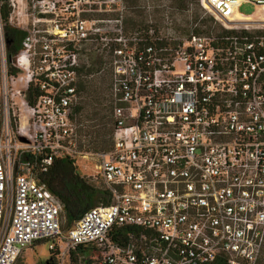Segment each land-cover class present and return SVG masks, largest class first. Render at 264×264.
Returning <instances> with one entry per match:
<instances>
[{"label":"built area","instance_id":"1","mask_svg":"<svg viewBox=\"0 0 264 264\" xmlns=\"http://www.w3.org/2000/svg\"><path fill=\"white\" fill-rule=\"evenodd\" d=\"M199 1L222 31L170 0H0V264H26L40 241L57 264H260L264 0ZM246 2L257 19L238 12ZM6 23L25 32L10 59ZM92 55L111 71L113 144L87 178L111 202L63 230L41 175L81 153ZM17 96L27 119L14 127Z\"/></svg>","mask_w":264,"mask_h":264},{"label":"rangeland","instance_id":"2","mask_svg":"<svg viewBox=\"0 0 264 264\" xmlns=\"http://www.w3.org/2000/svg\"><path fill=\"white\" fill-rule=\"evenodd\" d=\"M172 3H176V0H170ZM186 3L184 7L188 5H193V13L195 19H201L205 26L210 24L216 25V30L223 29L222 24L215 19L211 14H205V10L199 4H196V0H185ZM179 2V1H178ZM238 12L244 15H251L257 19L259 11L257 6L254 3H242L238 6ZM135 12L134 18L137 19L139 15L143 13L138 9L133 10ZM189 15L185 12L181 14L179 18L182 22L187 21ZM144 17V15H142ZM141 19V18H138ZM86 77L84 79V85L81 88V98L78 108L77 115V131H78V141L79 148L78 150L81 153L75 156V165L77 170L84 176L92 174L96 171V164L99 162L98 153L103 151L102 149L96 150H86L85 148L89 145L90 137L96 136V131L100 128L102 123L104 124L103 129L105 130L106 138L110 136L111 129V111L112 103L110 98V77L111 71L108 67L103 66V62L100 57L92 55L89 57V66L87 68ZM82 79V80H83ZM14 89L21 88L22 85L15 83L13 85ZM21 97L17 96L15 101L18 105L16 107L17 119L13 121V125H17L19 121H25L27 119V113L23 110V106L20 105ZM80 144L84 148L80 147ZM98 148V147H97ZM63 225L66 228L67 218L63 213L61 217ZM262 261L264 260V249L262 252ZM50 258V251L47 241H40L36 243L33 247L25 250L23 258H21L20 263L25 262L26 264H45L46 260Z\"/></svg>","mask_w":264,"mask_h":264},{"label":"trees","instance_id":"3","mask_svg":"<svg viewBox=\"0 0 264 264\" xmlns=\"http://www.w3.org/2000/svg\"><path fill=\"white\" fill-rule=\"evenodd\" d=\"M180 6H184L186 3L185 0H176ZM196 4H200L199 0H196ZM1 16L6 21L9 15V7L4 4L1 9ZM208 30L214 32L222 31V27L220 30H216V25L210 24L205 26L203 21L199 22L200 30ZM25 32L22 29L14 27L6 23L4 25V36L6 40V51L8 59L13 54H16L21 48V42L23 39ZM9 72L11 74H15L18 72L17 69L12 66L9 67ZM84 79L80 83V90L82 85H84ZM34 92H36L35 87H31L29 91L26 93V99L29 102L34 101ZM79 108V106H78ZM112 124V121H111ZM104 124L100 126V128L96 131V136L90 137L89 145L85 149L86 150H109L113 144L112 139V131L113 126L111 125L110 136L106 138L105 130L103 129ZM81 148H84L82 144H80ZM98 147V148H97ZM41 179L46 182L48 188L54 192L58 198L63 203V209L61 212V217L63 213L67 218L66 228L63 225L62 221V229L67 230L74 222H76L81 215L92 206L98 204H109L111 202V198L107 197V192L103 189L96 186L94 182H92L87 176L82 175L75 165V159L69 156L58 157L55 159L53 165L50 166L49 170L41 175ZM34 246V245H33ZM32 246V247H33ZM79 252L82 251V246L77 249ZM263 256V254H262ZM73 258L76 260L75 254H73ZM261 261L260 264H264V260ZM50 264H57V260L53 253L50 254V258H48ZM47 260V261H48Z\"/></svg>","mask_w":264,"mask_h":264},{"label":"flooded vegetation","instance_id":"4","mask_svg":"<svg viewBox=\"0 0 264 264\" xmlns=\"http://www.w3.org/2000/svg\"><path fill=\"white\" fill-rule=\"evenodd\" d=\"M47 260H48V259H47ZM47 260H46L45 264H50L49 260H48V261H47Z\"/></svg>","mask_w":264,"mask_h":264}]
</instances>
